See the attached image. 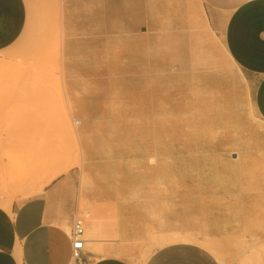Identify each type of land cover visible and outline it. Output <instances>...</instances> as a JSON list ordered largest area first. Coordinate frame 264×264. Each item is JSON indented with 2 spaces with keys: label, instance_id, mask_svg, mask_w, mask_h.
I'll list each match as a JSON object with an SVG mask.
<instances>
[{
  "label": "rangeland",
  "instance_id": "374dc122",
  "mask_svg": "<svg viewBox=\"0 0 264 264\" xmlns=\"http://www.w3.org/2000/svg\"><path fill=\"white\" fill-rule=\"evenodd\" d=\"M188 4L189 18L196 20L198 13L204 17L197 0ZM181 5L177 0H154L155 16L178 14ZM55 19L49 6L32 8L24 32L0 51V144L5 151L0 156V200L11 199V206L19 205L35 196L46 178L66 166H80L78 120L69 95L89 96V103L77 108L78 114L89 112L83 126L130 122L138 128L139 144L148 141L152 153L148 165L131 168L137 176L131 178L134 187L145 193L137 200L139 208L149 212L138 216L139 226H150L156 234H193L220 264H241L256 257L264 264V122L243 89L211 79L205 60L200 71L192 69V62L185 70L179 68L181 53L185 51L188 60L199 39L159 37L155 47L168 50L170 69L154 72L153 119L146 123L108 117L125 107L129 88L114 85L119 80L111 72L113 86H104L105 72L96 68L93 56L88 72L82 70L85 63L78 55L70 72L76 85L68 91ZM208 36V32L202 34L203 44H209ZM87 75L89 87L82 80ZM146 126L152 127L153 135L140 133ZM93 130V137H120ZM9 170L33 171L34 178H13L15 183L10 185ZM145 177L147 182H141ZM77 216L88 222L83 207ZM138 238L129 258L132 264H142L159 248L150 235Z\"/></svg>",
  "mask_w": 264,
  "mask_h": 264
},
{
  "label": "crops",
  "instance_id": "0c3cea01",
  "mask_svg": "<svg viewBox=\"0 0 264 264\" xmlns=\"http://www.w3.org/2000/svg\"><path fill=\"white\" fill-rule=\"evenodd\" d=\"M177 1L182 4L178 14L155 16L154 0H0V51L24 32L32 8L49 6L56 15L53 26L60 32L61 66L68 91L76 85L70 78L76 56L85 63L82 70L89 72L92 55L96 68L105 72L104 86H113L111 72L119 80L114 85L129 88L125 107L108 117L146 123L149 119L150 123L154 72L170 69L169 52L155 47V38L192 36L200 45L196 43L188 60L186 52L181 53L179 68L185 70L192 62V69L200 71L205 60L210 78L241 87L264 122V0H197L204 17L198 13L194 21L189 18V0ZM207 32L208 45L202 42V34ZM82 80L87 81L85 87L90 86L89 75ZM88 100L89 96L69 95L73 117L78 120L80 166L11 206L10 212L0 207V264H73L70 229L81 207L86 208V216L91 211L101 214L96 229L85 239L79 264H132L129 258L138 237L152 233V227L138 224V216L149 212L139 208L137 200L145 193L131 179L137 178L131 168L147 166L152 157L148 141L139 144L138 128H132L130 122L124 125L120 121L115 127L83 126L89 112L78 114L77 108ZM93 129L120 137H93ZM140 133L153 135V129L146 126ZM140 180L145 183L148 179ZM142 264L220 263L199 243L176 242L156 249Z\"/></svg>",
  "mask_w": 264,
  "mask_h": 264
},
{
  "label": "bare ground",
  "instance_id": "6f19581e",
  "mask_svg": "<svg viewBox=\"0 0 264 264\" xmlns=\"http://www.w3.org/2000/svg\"><path fill=\"white\" fill-rule=\"evenodd\" d=\"M1 68V67H0ZM263 122V121H262ZM71 135L73 136L74 133L73 131L70 132ZM5 154L3 146L0 144V156L2 157ZM71 169V166H66L62 170L56 172L53 174L51 177L46 178L41 182V184L36 188L34 191L35 194H38L41 192L43 187L46 185L50 184L55 178L59 177L60 175L68 172ZM6 176L8 177V181L10 185H13L14 179L13 178H34V172L30 171L28 174L25 173H15L13 170H9L6 173ZM19 181V179H18ZM21 181V180H20ZM19 181V184H21ZM11 199H2L0 200V207L5 209L6 211L10 212L11 211ZM85 213H86V208ZM102 212V210H101ZM101 214V213H100ZM96 211H91L90 216H87L88 222H86V227H85V235L86 237H90L92 232L96 229L97 224L99 223V215ZM151 240H153V243L157 244V246L160 248L162 246L171 244V243H176V242H196L204 246L203 241L199 240L195 235L190 234V233H181V232H167V233H151L149 234ZM149 255H147L146 258H148ZM74 264V263H73ZM241 264H261L260 258L256 257L254 259L252 258H246L242 261Z\"/></svg>",
  "mask_w": 264,
  "mask_h": 264
},
{
  "label": "built area",
  "instance_id": "2783aa9c",
  "mask_svg": "<svg viewBox=\"0 0 264 264\" xmlns=\"http://www.w3.org/2000/svg\"><path fill=\"white\" fill-rule=\"evenodd\" d=\"M86 224L82 218H76L72 232H71V249L72 260L74 263L79 264L82 253L85 248V240L83 238L85 233Z\"/></svg>",
  "mask_w": 264,
  "mask_h": 264
}]
</instances>
